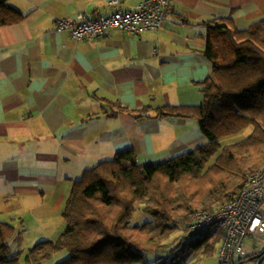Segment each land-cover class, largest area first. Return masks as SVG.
<instances>
[{
  "label": "crops",
  "instance_id": "obj_1",
  "mask_svg": "<svg viewBox=\"0 0 264 264\" xmlns=\"http://www.w3.org/2000/svg\"><path fill=\"white\" fill-rule=\"evenodd\" d=\"M110 1L9 0L25 17L0 25V218L15 225L19 247L57 238L73 181L100 160L130 148L141 164L158 163L204 143L194 120L153 108L202 103L208 27L264 17V0H166L156 30L75 42L55 28L80 11L107 15Z\"/></svg>",
  "mask_w": 264,
  "mask_h": 264
},
{
  "label": "trees",
  "instance_id": "obj_2",
  "mask_svg": "<svg viewBox=\"0 0 264 264\" xmlns=\"http://www.w3.org/2000/svg\"><path fill=\"white\" fill-rule=\"evenodd\" d=\"M24 17L0 0V25ZM202 53L211 65L198 82L202 103L153 110L194 120L205 142L147 164L133 149H121L85 169L65 200L60 235L36 241L26 253L11 245L15 225L0 218V264H19L23 253L26 263L41 264L63 249L68 255L54 264H144L149 253L151 264H185L201 251L216 254L222 230L192 231L189 224L194 212H214L238 194L250 172L264 168V17L240 29L208 27ZM245 129L242 138L228 141ZM137 203L145 220L131 224Z\"/></svg>",
  "mask_w": 264,
  "mask_h": 264
},
{
  "label": "built area",
  "instance_id": "obj_3",
  "mask_svg": "<svg viewBox=\"0 0 264 264\" xmlns=\"http://www.w3.org/2000/svg\"><path fill=\"white\" fill-rule=\"evenodd\" d=\"M110 6L107 15L93 16L80 11L72 19L58 18L55 28L69 32L75 42L93 41L112 30L138 34L159 29L169 12L166 0H143L130 9L112 0ZM214 226L223 233L215 254L221 264H231L244 254L247 237L264 239V168L250 172L238 194L214 212L196 211L191 215L189 229L192 231H206Z\"/></svg>",
  "mask_w": 264,
  "mask_h": 264
},
{
  "label": "rangeland",
  "instance_id": "obj_4",
  "mask_svg": "<svg viewBox=\"0 0 264 264\" xmlns=\"http://www.w3.org/2000/svg\"><path fill=\"white\" fill-rule=\"evenodd\" d=\"M246 132H247V129L243 130L239 134H236L235 136H231V138H229L228 141H230V142L236 141V140L242 138L244 136V134H246ZM141 207L142 206L140 203L136 204L135 212L133 213V216L131 219V224H140V223L144 222V220H145L144 216L146 214L144 215V212L141 210ZM62 230H61V232H62ZM60 233H59V235H60ZM59 235H57V237ZM25 236H27L26 238L29 237V235H26V234H25ZM27 240H29V239H27ZM39 240H41V239H39ZM33 244H30L29 246H31ZM247 244H250L251 245L250 247H252V249L248 248V249H250L249 253L251 255H249L248 258H245V260H242L238 264H264V256L263 255L259 256V258L255 257V255H260L264 251V239L247 237L245 239L244 249H246L245 245H247ZM11 245L16 246V244H11ZM27 248L28 247L22 248L25 253L27 251ZM24 255L25 254L23 253V255L21 256L19 264H29V263H26V261L24 259ZM67 255H68V253H67L66 249L60 250L57 253L53 254L48 260H46L45 262H43L41 264H54L55 262L63 259ZM145 257H146V262L144 264H151L152 260H153V255L149 253ZM250 257H254V258L251 259ZM185 264H220V262L216 259L215 253H209V252H202L201 251V252L197 253L196 255L189 257V259L185 261Z\"/></svg>",
  "mask_w": 264,
  "mask_h": 264
}]
</instances>
